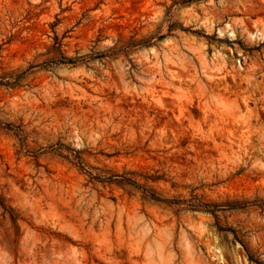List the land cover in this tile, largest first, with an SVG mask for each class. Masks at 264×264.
<instances>
[{
	"label": "rangeland",
	"instance_id": "1",
	"mask_svg": "<svg viewBox=\"0 0 264 264\" xmlns=\"http://www.w3.org/2000/svg\"><path fill=\"white\" fill-rule=\"evenodd\" d=\"M247 252L264 264V0H0V264Z\"/></svg>",
	"mask_w": 264,
	"mask_h": 264
},
{
	"label": "trees",
	"instance_id": "2",
	"mask_svg": "<svg viewBox=\"0 0 264 264\" xmlns=\"http://www.w3.org/2000/svg\"><path fill=\"white\" fill-rule=\"evenodd\" d=\"M73 60L71 58H67L66 62H72ZM247 257L249 260L255 261L257 264H261V262L259 260H257L256 258H254L251 254H249L247 252Z\"/></svg>",
	"mask_w": 264,
	"mask_h": 264
}]
</instances>
